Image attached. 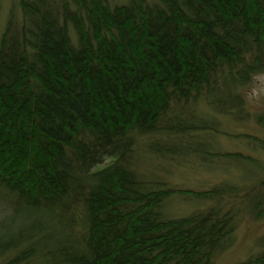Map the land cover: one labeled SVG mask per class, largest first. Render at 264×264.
<instances>
[{
  "label": "trees",
  "instance_id": "trees-1",
  "mask_svg": "<svg viewBox=\"0 0 264 264\" xmlns=\"http://www.w3.org/2000/svg\"><path fill=\"white\" fill-rule=\"evenodd\" d=\"M20 6L0 36V264H213L233 218L167 216L179 190L150 180L148 161L259 164L211 140L223 118L264 128L244 93L264 73V0ZM239 264H264V252Z\"/></svg>",
  "mask_w": 264,
  "mask_h": 264
},
{
  "label": "rangeland",
  "instance_id": "rangeland-1",
  "mask_svg": "<svg viewBox=\"0 0 264 264\" xmlns=\"http://www.w3.org/2000/svg\"><path fill=\"white\" fill-rule=\"evenodd\" d=\"M111 1L123 3L126 0ZM12 15L16 19L20 18V0H1L0 36ZM244 93L251 115L263 113L264 73L256 75L244 89ZM220 128L221 134L211 140L212 150L241 153L257 159L259 164L237 159H209L204 166L198 161L200 158L165 159L154 155L149 156L151 159L148 162L155 171L158 168L159 174H151L149 178L167 182L169 186L184 191L173 194L164 204V213L171 218L187 216L213 207L219 208L220 216L229 213L233 218L231 221L236 224L233 242L227 249L218 252L213 264H239L264 252V151L259 145L252 146L250 139L246 137L253 134L264 139V128L258 125L253 117L242 122L223 118ZM146 140L142 138L140 145ZM144 146L139 150L141 154L145 153L142 149ZM220 185L231 188V194L222 199L202 200L188 193L210 190Z\"/></svg>",
  "mask_w": 264,
  "mask_h": 264
}]
</instances>
